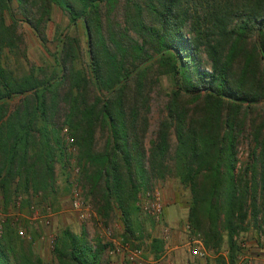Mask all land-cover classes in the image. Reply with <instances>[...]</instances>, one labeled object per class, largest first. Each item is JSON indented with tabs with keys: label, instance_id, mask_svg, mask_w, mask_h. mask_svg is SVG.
<instances>
[{
	"label": "trees",
	"instance_id": "trees-1",
	"mask_svg": "<svg viewBox=\"0 0 264 264\" xmlns=\"http://www.w3.org/2000/svg\"><path fill=\"white\" fill-rule=\"evenodd\" d=\"M52 6L69 26H82L83 48L59 34L49 72L16 74L1 54L22 45L17 22L43 44ZM118 12L122 29L113 20ZM160 77L170 86L148 139L150 95ZM259 102L264 106V0H0L4 211L18 194L53 192L55 165L65 158L56 128L62 110L79 182L97 216L117 210L123 237L133 238L137 194L150 181L172 178L188 192L191 233L207 249L223 243L226 255L217 263L233 264L241 253L236 237L260 217L264 226V136L259 141L249 118ZM246 126L253 147L239 167ZM26 236L8 219L0 222V264H43ZM107 246L90 243L83 229H62L51 264H108ZM160 246L153 240L151 250Z\"/></svg>",
	"mask_w": 264,
	"mask_h": 264
},
{
	"label": "rangeland",
	"instance_id": "rangeland-1",
	"mask_svg": "<svg viewBox=\"0 0 264 264\" xmlns=\"http://www.w3.org/2000/svg\"><path fill=\"white\" fill-rule=\"evenodd\" d=\"M12 7H15L14 3ZM102 15H105L104 11ZM15 18L17 20L21 19L19 15H16ZM104 19L102 17V30L105 27ZM109 19L111 20V15ZM113 20L120 29L123 28L124 24L120 12ZM17 24L19 27L18 32L22 36V45L19 46L18 51H15L16 54H8L6 50L1 54L2 62H8L9 67L15 69L16 74L26 72L30 67L43 69L46 73L49 72L53 67L52 54L55 51L56 39L59 34L78 38L82 48L85 42L82 26L79 23L76 26H69L66 15L55 6H52L49 21L45 26V43L43 44L37 40L32 30L25 23L17 22ZM202 59L204 60V57ZM169 86L168 79L160 77L158 85L154 87L150 95L148 139L152 138L151 135L163 111L165 93L169 90ZM14 101L13 103H15ZM59 114L60 116L56 120V128L59 131L60 143L65 148V158L62 167L55 165L53 192L48 193L46 198L33 194L30 196L24 195L25 199L19 205L23 213L31 203L39 206L48 205L53 213L48 226L29 224L26 221L20 222L26 235L31 238L33 254L41 259L43 264H51L52 255L49 239L62 229H68L75 234L83 229L90 243L98 241L105 245L108 244L109 240H114L119 244L125 245L129 250L140 249L141 256L135 264H218L217 262L220 258H225L226 251L223 243L217 250L205 248V253L200 258L191 259L188 257L187 244L191 242L189 239L195 238L190 229L186 228V208L189 195L187 190L180 187L172 178L161 182L150 181L146 190L137 194L132 214L133 228L135 230L133 238L125 240L123 237V226L117 210L113 209L110 211L107 219L97 216L91 203L85 200L84 191L79 182V168L76 166L74 141L69 135L67 128L62 125L63 111L60 110ZM249 118L254 122V129L258 131V139L260 141L264 136V106L261 102L250 109ZM250 132L249 127L246 126L244 134L238 139L237 161L239 167L245 164L247 154L253 147ZM68 139H72V142L70 143ZM76 188L80 190L83 205L88 206L85 212L77 213L70 208L71 190ZM152 191H157L161 197L162 213L159 222L143 210L146 193ZM171 205L174 206L175 210L173 211V216L177 219L175 224L168 222L164 215L166 206ZM176 206L184 207V219L183 216L180 217L179 209L177 210ZM12 209L13 207L9 206L6 210ZM261 219L260 217L256 224L249 222L246 231L236 237V242L244 245L241 249V255L242 259L248 264H252L254 257L258 254L255 251V247L264 246V226L260 221ZM163 226L169 229L166 242L161 239ZM153 240L161 243L160 249L156 253L151 250ZM177 252L180 253L177 254ZM183 257L184 260L181 261ZM103 259L108 264H127L122 253L111 257H106L104 254ZM239 262L236 260L233 264H239Z\"/></svg>",
	"mask_w": 264,
	"mask_h": 264
},
{
	"label": "built area",
	"instance_id": "built-area-1",
	"mask_svg": "<svg viewBox=\"0 0 264 264\" xmlns=\"http://www.w3.org/2000/svg\"><path fill=\"white\" fill-rule=\"evenodd\" d=\"M71 143L72 139H68ZM76 171V170H75ZM25 199L24 195L18 194L15 197L13 202L12 210H3L2 204L0 203V222L3 219H8L15 228L16 235L19 238L27 239L28 237L25 235L23 228L20 225L21 221H26L29 224L48 226L50 223V219L53 217V213L48 206H39L37 204H30L26 211H21L19 205L21 201ZM70 208L77 212H85L88 209V206L83 205V200L80 194V190L72 189L71 196L69 199ZM143 210L156 221H160L161 213H162V202L161 197L157 191H152L146 193V201L143 206ZM189 229L188 226H186ZM169 229L166 227H162L161 239L163 242H166L168 239ZM195 236V235H194ZM191 242L187 244V255L191 259L200 258L205 253V248L203 247L201 241L195 236V238L189 239ZM53 243V237L49 239V246L51 247ZM243 244L239 243L240 249L243 248ZM118 253H122L124 256V260L127 264H135L136 261L139 260L141 256L140 249L129 250L125 245L119 244L114 240L108 241V246L104 250V254L106 257H111ZM239 264H248L242 259V255L240 253L238 259ZM243 262V263H242Z\"/></svg>",
	"mask_w": 264,
	"mask_h": 264
},
{
	"label": "crops",
	"instance_id": "crops-1",
	"mask_svg": "<svg viewBox=\"0 0 264 264\" xmlns=\"http://www.w3.org/2000/svg\"><path fill=\"white\" fill-rule=\"evenodd\" d=\"M176 209L178 210V213L181 216H183V219L185 218L184 216V212L185 209L184 207H180V206H176ZM187 209V208H186ZM173 211L174 210V206H166V213H164L166 220L168 222H171L172 224H175L177 219L175 218V216H173ZM255 251L258 252L257 256L254 257L252 264H264V246H257L255 247ZM180 252H177V254H179ZM184 260V257L181 259V261Z\"/></svg>",
	"mask_w": 264,
	"mask_h": 264
}]
</instances>
